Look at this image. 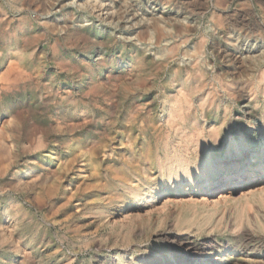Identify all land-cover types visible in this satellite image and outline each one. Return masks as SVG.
Wrapping results in <instances>:
<instances>
[{"label": "rangeland", "instance_id": "1", "mask_svg": "<svg viewBox=\"0 0 264 264\" xmlns=\"http://www.w3.org/2000/svg\"><path fill=\"white\" fill-rule=\"evenodd\" d=\"M71 1L0 0V264H264V0Z\"/></svg>", "mask_w": 264, "mask_h": 264}, {"label": "bare ground", "instance_id": "2", "mask_svg": "<svg viewBox=\"0 0 264 264\" xmlns=\"http://www.w3.org/2000/svg\"><path fill=\"white\" fill-rule=\"evenodd\" d=\"M103 1L104 0H85V1H82V4L85 6V7H88V8H100L102 9V6H103ZM179 1V0H178ZM72 5L76 4V1L75 0H72L70 2ZM234 17V16H233ZM228 20V19H227ZM241 21V19H240ZM243 21V20H242ZM232 22V21H231ZM234 22V21H233ZM232 22V23H233ZM236 23V22H234ZM229 24V23H228ZM236 25V24H235ZM239 26V25H238ZM237 26V27H238ZM241 26V25H240ZM264 26V25H263ZM262 26V27H263ZM231 27V25H230ZM252 27V26H251ZM247 29V28H246ZM254 29V28H253ZM229 30V29H227ZM232 30V29H231ZM255 30V29H254ZM253 30V31H254ZM259 32H260V29H259ZM253 35V34H252ZM262 55V54H261ZM241 86V85H240ZM243 86V85H242ZM245 87V86H244ZM237 88V87H236ZM242 88V87H240ZM246 89V88H244ZM231 90V89H230ZM228 90V91H230ZM233 90V89H232ZM236 90V89H234ZM239 90V89H238ZM237 90V91H238ZM247 90V89H246ZM252 91V90H251ZM240 94L241 95H244V91H241L239 90ZM254 92V91H253ZM230 93H233V91ZM235 93V92H234ZM233 93V95L235 96V94ZM237 93V92H236ZM238 94V93H237ZM232 95V94H231ZM251 95V94H250ZM187 96V95H186ZM240 96V95H239ZM245 96V95H244ZM179 107V106H178ZM249 107V106H248ZM174 113V112H173ZM180 114V113H179ZM178 115V114H177ZM179 116V115H178ZM177 116H175L176 118ZM181 117V116H180ZM245 125V124H244ZM169 126V125H168ZM173 127V126H172ZM172 129V128H171ZM167 131V130H166ZM169 131V130H168ZM186 131V130H185ZM203 132V131H202ZM201 133V132H200ZM185 134V133H184ZM202 134V133H201ZM213 137V136H212ZM221 137V136H220ZM153 138V137H152ZM186 138V137H185ZM153 140V139H152ZM185 140V139H183ZM212 143V142H211ZM201 145V143H200ZM204 147V146H203ZM192 148V147H191ZM153 151V150H152ZM174 152V151H173ZM213 152V151H212ZM199 153V152H198ZM193 155V154H192ZM224 155V154H223ZM235 155V154H234ZM162 156V155H161ZM251 156H253V153L251 154ZM251 156L249 157V161L247 162V164L244 166V168H242V171H241V175L240 178L238 180H236L237 184L236 185H242L245 183V178H244V173L248 170V168L251 167ZM187 157V156H186ZM222 157V156H221ZM227 157V156H226ZM238 157V156H237ZM225 159V158H224ZM247 159V158H246ZM227 161V160H226ZM258 162V161H257ZM173 162H171L170 164L172 165ZM236 164L234 163H230V164H225V163H221L219 168H220V171H223V170H226V169H231L233 167H235ZM192 169V168H191ZM220 173V172H219ZM193 175V172L192 171H186V172H179L173 176H170L171 180L166 188L164 189V192L162 195L166 196L170 193H173L174 190L178 189L176 187V185L178 184H181L183 181H185V178H191ZM196 177L198 179V181L200 183L203 182V180L206 178L208 180H210L211 178V175L208 173V172H204V173H198L196 174ZM219 181V180H218ZM212 187V185H211ZM235 187V184L229 186L226 190H223L221 193H219V199H227V198H231L233 197V189ZM210 188V187H209ZM155 189V188H154ZM193 189V188H192ZM211 189V188H210ZM150 190V189H149ZM151 191V190H150ZM146 193V192H144ZM169 198V197H168ZM167 198V199H168ZM154 199V198H153ZM170 199V198H169ZM248 202V201H247ZM214 206V205H213ZM163 232V231H162ZM165 232V231H164ZM247 236V235H246ZM245 236V237H246ZM161 237V236H160ZM162 239H164L167 243H170L172 245V249H173V254L174 256L176 257V262L177 264H194L195 262H197L200 258L202 257H205L208 253H210L211 250L215 249L216 248V244H215V241H213V239H206V240H203L202 243H195L193 241V239H191L189 236L188 237H182L178 234H174L172 232H166V233H163L162 234ZM211 237V236H210ZM230 240V239H229ZM228 240V241H229ZM243 240H245L243 238ZM242 240V241H243ZM251 241V240H250ZM217 242V241H216ZM230 242V241H229ZM244 242V241H243ZM246 242V241H245ZM248 242V241H247ZM220 244V243H219ZM236 244V243H235ZM244 244V243H243ZM250 244V243H249ZM252 244V243H251ZM228 245H234V244H228ZM228 245L226 246L223 245V247H228ZM239 245H240V242H239ZM241 246V245H240ZM244 246V245H243ZM250 246V245H249ZM236 246H232V248H235ZM247 247V246H246ZM242 248V247H241ZM244 248V247H243ZM242 248V249H243ZM223 249V248H222ZM252 249V248H251ZM221 250V249H220ZM255 251V250H254ZM245 252V251H244ZM247 252V251H246ZM245 252V253H246ZM211 256V255H210ZM246 256V255H245ZM219 258L218 257H213V258H208L206 260V263H208L209 261H212L213 262H216ZM138 260V259H137ZM137 262V261H136ZM141 264H174L170 261H159L157 259H154V258H144V260L140 261ZM218 263V262H217Z\"/></svg>", "mask_w": 264, "mask_h": 264}]
</instances>
